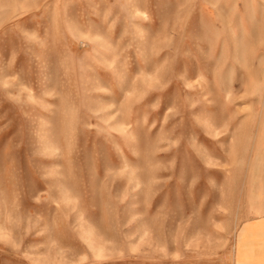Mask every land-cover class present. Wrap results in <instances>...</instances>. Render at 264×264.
I'll list each match as a JSON object with an SVG mask.
<instances>
[{"label": "rangeland", "instance_id": "rangeland-1", "mask_svg": "<svg viewBox=\"0 0 264 264\" xmlns=\"http://www.w3.org/2000/svg\"><path fill=\"white\" fill-rule=\"evenodd\" d=\"M263 171L264 0H0V264H238Z\"/></svg>", "mask_w": 264, "mask_h": 264}, {"label": "crops", "instance_id": "crops-1", "mask_svg": "<svg viewBox=\"0 0 264 264\" xmlns=\"http://www.w3.org/2000/svg\"><path fill=\"white\" fill-rule=\"evenodd\" d=\"M241 204L247 205L244 201ZM250 204L264 207V196ZM236 239L235 259L238 264H264V208L251 212L243 220Z\"/></svg>", "mask_w": 264, "mask_h": 264}]
</instances>
